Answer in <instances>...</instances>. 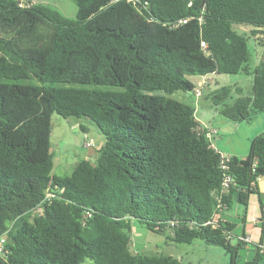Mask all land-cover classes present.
I'll list each match as a JSON object with an SVG mask.
<instances>
[{
  "label": "trees",
  "instance_id": "1",
  "mask_svg": "<svg viewBox=\"0 0 264 264\" xmlns=\"http://www.w3.org/2000/svg\"><path fill=\"white\" fill-rule=\"evenodd\" d=\"M18 1L0 0V264H182L133 250L135 222L174 243L221 247L238 264L243 244L230 242L231 224H205L216 212L220 155L198 129L195 106L164 94L192 95L196 76L251 72L250 95L233 97L223 85L205 96L233 122L264 112V54L250 71L247 38L233 29L264 32V0H145L139 9L75 0L74 19ZM178 19L186 22L172 26ZM53 113L99 128L95 164L51 173ZM228 168L225 210L246 208L264 178V131ZM47 191L54 197L31 215ZM253 249L245 264H264V249Z\"/></svg>",
  "mask_w": 264,
  "mask_h": 264
},
{
  "label": "rangeland",
  "instance_id": "2",
  "mask_svg": "<svg viewBox=\"0 0 264 264\" xmlns=\"http://www.w3.org/2000/svg\"><path fill=\"white\" fill-rule=\"evenodd\" d=\"M34 4H43L56 8L65 17L74 19L76 16L75 0H31ZM233 29L244 35L247 39L248 48V64L250 71L259 63L264 54V32L263 28H257L251 24L239 23L233 24ZM208 78L213 79V84L204 85L202 92L207 95L214 89L230 85L233 87L232 96L250 95L253 74L237 73V74H209ZM193 82H199L201 78L193 77ZM161 93V92H157ZM164 94V93H163ZM167 97L190 104L192 97H185L182 91H175L171 94H164ZM198 117L210 120L215 112V107L210 100L202 98L195 107ZM263 113H259L249 123L242 122V126L250 128L256 126L259 120H262ZM224 118V117H223ZM227 121L229 124H235L233 121ZM51 134H50V149L53 153V168L51 173L55 175H69L75 164L86 159L91 164L97 162L101 148L105 142V137L99 128L89 119L68 117L63 118L56 113L51 115ZM242 129L238 133L232 134V137L239 141L242 146L241 137ZM222 131V130H221ZM219 132L218 138H224V132ZM235 133V132H234ZM86 143H90L93 149L92 154H88ZM234 206V205H233ZM232 206V207H233ZM231 207V208H232ZM232 210V209H231ZM36 214L32 212L31 215ZM169 233H159L147 229L143 224L133 223L131 227V240L133 250L136 248L145 254L161 253L173 256L181 261L182 264H229V254L224 249L217 246H207L201 240L197 239L191 243H174L170 240ZM136 251V250H135ZM238 264L252 258L254 251L251 246L239 247L238 249Z\"/></svg>",
  "mask_w": 264,
  "mask_h": 264
},
{
  "label": "crops",
  "instance_id": "3",
  "mask_svg": "<svg viewBox=\"0 0 264 264\" xmlns=\"http://www.w3.org/2000/svg\"><path fill=\"white\" fill-rule=\"evenodd\" d=\"M208 80L207 85L213 84L214 81L212 78H208ZM184 96L188 98L192 97L191 104L195 107L202 98L207 97L204 93L198 98L193 94L190 96L188 94H184ZM196 113L197 111L195 110V117L198 121L199 130H202L205 126L217 129V133L214 134L210 140L212 147L215 150L230 156L244 158L247 155L250 140L264 131V116L262 120L257 122L256 126L247 128L246 126H242V122L249 123L250 121L234 122L235 124H229L224 120L225 118L218 113L216 108L214 114L208 121L202 117H198ZM240 129H242L241 132L243 131L241 137L242 146L239 144V141L232 137V134L238 133ZM220 131L224 132V138L217 137ZM256 186L257 193L250 194L246 208L239 203H233L230 207L221 212V221L223 223L226 222L231 224L230 242L232 244H236L238 242L237 237L239 236H248L250 238L249 243L241 242L243 244L241 247L245 248L248 246L254 248L255 244L260 243V227L258 226V220L261 215L263 217L262 222L264 226V178H259L256 181ZM262 244H264V237L262 238Z\"/></svg>",
  "mask_w": 264,
  "mask_h": 264
},
{
  "label": "built area",
  "instance_id": "4",
  "mask_svg": "<svg viewBox=\"0 0 264 264\" xmlns=\"http://www.w3.org/2000/svg\"><path fill=\"white\" fill-rule=\"evenodd\" d=\"M115 1V0H114ZM128 3H131L134 7H136L137 9H139L140 7H144L146 5V1L145 0H124ZM29 3H25L22 1L18 2V6L19 7H25L28 6ZM186 22V19H178L176 22H174L172 24V26H177L179 24H182ZM208 78L206 76H203L200 80V83L198 85L197 88L194 89L193 95L195 97H200L202 96L203 92H202V87L204 85L208 84ZM204 130V134L205 137L210 141L211 137L217 133V129L214 127H207L205 126L203 128ZM86 147L90 146V143H86L85 144ZM220 155V163H219V167L222 171V180L220 183V186L217 190L213 191V194L215 195L216 201H217V205H216V212L214 213V215L212 216V218L210 220H208L207 222H205V224L211 225V226H217L219 221H221V212L225 210L226 206L225 204L222 202L223 201V196L229 191L230 187L233 185L234 181H233V177L231 176V174L229 173V168H228V161L231 158L230 155L227 154H223L219 151H217ZM254 166V164H253ZM259 178H257L258 180ZM52 197H54V194L51 193L50 191H47L45 193L44 198L41 200V202L35 207L34 211L35 212H41V204H43V202H48ZM230 237V233L228 234ZM237 240L239 242H244V243H249L250 242V238L248 236H239L237 237ZM3 243H4V237H0V254H2L4 252L3 250ZM256 246H258L260 248V250L264 249V244L262 243H257L255 244Z\"/></svg>",
  "mask_w": 264,
  "mask_h": 264
},
{
  "label": "water",
  "instance_id": "5",
  "mask_svg": "<svg viewBox=\"0 0 264 264\" xmlns=\"http://www.w3.org/2000/svg\"><path fill=\"white\" fill-rule=\"evenodd\" d=\"M20 1V0H19ZM18 1V2H19ZM88 149H89V151H88V154H92L94 151H93V149L91 148V147H88ZM135 250L136 251H139V249L138 248H136V246H135Z\"/></svg>",
  "mask_w": 264,
  "mask_h": 264
}]
</instances>
